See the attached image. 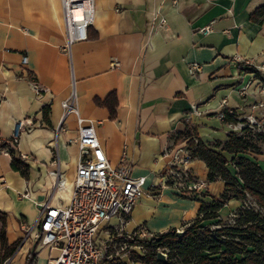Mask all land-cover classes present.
<instances>
[{"label": "crops", "instance_id": "0c3cea01", "mask_svg": "<svg viewBox=\"0 0 264 264\" xmlns=\"http://www.w3.org/2000/svg\"><path fill=\"white\" fill-rule=\"evenodd\" d=\"M262 5L264 0H95L88 39L67 53L62 0H0V143L6 144H0V212L6 214L8 244L22 240L4 264H27L30 253L37 264H48L59 253L35 235L41 204L71 200L79 126L74 113L62 121V103L73 88L74 105L82 118L94 121L111 164L120 166L126 150L131 175L147 178V193L124 223L115 216L102 227L101 243L141 226L154 236L177 230L200 216L203 203L221 199L226 184L208 181L203 160L189 163L195 180L204 184L197 192L166 186L164 175L173 150L187 146L186 131L207 146L226 143L231 132L242 134V122L218 117L223 108L234 110L239 120L252 115L264 121V71L257 75L251 67L264 66V23L250 18ZM208 25L211 31L203 33ZM192 62L202 66L201 72L190 73ZM30 75L47 89L41 95L33 91ZM111 93L117 101L113 118L107 106L96 102ZM23 120L28 124L18 129ZM6 149L27 157V178L12 168ZM223 154L235 175L231 160L236 154ZM238 156L264 168V154ZM59 175L66 185L56 191ZM242 205L230 199L218 212L220 219L227 220ZM2 226L0 221V232Z\"/></svg>", "mask_w": 264, "mask_h": 264}, {"label": "built area", "instance_id": "2783aa9c", "mask_svg": "<svg viewBox=\"0 0 264 264\" xmlns=\"http://www.w3.org/2000/svg\"><path fill=\"white\" fill-rule=\"evenodd\" d=\"M62 5L67 35L63 51L70 53L73 44L88 39V30L94 19L95 0H62ZM77 12H80V15ZM161 25L167 27L166 19L162 20ZM165 29L168 30V28ZM201 31L203 33L210 32V25ZM28 62V56L24 55L22 57L24 68H27ZM114 65L118 66V62ZM251 67L257 72L264 71V66L257 68L252 64ZM201 70L202 66L199 63L192 62L189 65L192 75L198 74ZM29 77L32 89L36 94L41 95L47 90L36 82L34 76L30 75ZM260 87L264 92V75L261 76ZM75 94L73 88L70 98L62 103L65 110L62 121L64 122L68 115L74 113L79 126L76 143L79 146L80 158L71 200L67 205H51L49 202L41 204L35 239L41 245L59 252L57 256L50 259L48 264H103L107 258L105 246L109 240L101 243L99 234L102 227L115 216L120 217L121 224L125 222L124 216H129L139 199L147 193L145 190L147 178L131 175L128 166L125 165L126 150L123 153L120 166L114 167L111 164L98 138L94 121L82 118L75 107ZM225 109L223 108L218 113V117L222 120L225 118ZM229 112H233V110H229ZM27 124L28 122L25 120L20 121L17 123V128L23 129ZM258 126L260 127V123L253 116H249L246 122L240 123V130L242 132L244 127L255 129ZM259 127L258 131L264 132ZM18 138L19 135L16 134L12 142L17 144ZM6 150L9 152V149ZM173 152L172 161L164 175L166 186L181 193L199 191L204 184L195 180L189 167L190 151L186 146H179ZM20 156L27 160L26 156ZM65 185L66 180L62 175H59L55 182V190L61 191ZM242 208L253 209L256 212L262 211L251 197L248 202L243 203ZM236 217V212L231 215L232 224L235 223ZM184 229L185 227L179 228L177 232L183 233ZM127 237L132 240L149 241L154 235L141 226ZM123 244L140 253L146 251L143 245ZM31 264H37L35 257Z\"/></svg>", "mask_w": 264, "mask_h": 264}, {"label": "trees", "instance_id": "16d2710c", "mask_svg": "<svg viewBox=\"0 0 264 264\" xmlns=\"http://www.w3.org/2000/svg\"><path fill=\"white\" fill-rule=\"evenodd\" d=\"M251 20L264 23V5L258 7L250 16ZM258 75L256 69L252 68ZM99 105L107 106L111 110L113 118L116 109L115 94L111 93L106 99L98 98ZM225 109L224 121L237 124L246 122L239 120V115L233 110ZM250 128L244 127L242 134L231 132L226 143L218 142L216 146H207L199 136L191 135L187 143L191 159L203 160L208 168V181L214 182L221 179L225 182V191L221 199L213 203H203L200 209V216L189 225L185 226L183 233L176 229L167 233L154 236L149 241L132 240L126 235L114 236L112 241L128 243L129 245H143L146 251L142 254L131 252L130 261L144 264H264V168L245 156L249 151L259 153L251 142L247 133ZM264 141V132L259 133ZM196 139V142H195ZM1 144V143H0ZM5 147L6 144H1ZM220 148V150H217ZM223 151L235 153L236 157L231 160L236 168V174L230 171V161L223 154ZM12 156V168L27 178L30 166L22 159L16 151L10 150ZM252 198L262 211L239 208L236 211L237 217L234 224L225 223L220 219L218 212L230 199L242 200L243 203ZM214 220V223L205 224V221ZM2 229L0 241L2 252L0 262L14 255L22 240L8 244L6 237V214L0 212ZM260 235V236H259ZM122 243V244H123ZM162 249L167 255V262L158 260V251ZM35 255L30 253L27 264H31ZM105 263V262H104ZM103 263V264H104ZM119 264H125L121 260Z\"/></svg>", "mask_w": 264, "mask_h": 264}, {"label": "rangeland", "instance_id": "374dc122", "mask_svg": "<svg viewBox=\"0 0 264 264\" xmlns=\"http://www.w3.org/2000/svg\"><path fill=\"white\" fill-rule=\"evenodd\" d=\"M250 116H252V115H250ZM253 117L257 120V122L260 123V127L259 126L258 127L264 131V121L259 120L255 116H253ZM247 118H244V120H247ZM258 127H256L255 129L250 128L251 131H249L247 133V136H249V138L251 139V142L254 144L255 148L257 150H259V153L264 154V141L262 139V136H259V133H261V132L258 131ZM249 152L256 153L254 151H249ZM259 153H257V154H259ZM231 220H232V218L228 217V219L224 220V221H226L225 223L232 224L233 221H231ZM122 243L123 242H121V241L120 242L119 241L118 242H115V241L112 242V237L109 239V242L106 243V246H105L106 251H107V258L104 261L105 262L104 264H119V261L120 260L122 261V259H124L125 262H127L128 260H130L129 258L131 256L132 251L133 252H139L138 250L131 249ZM159 250L161 251L162 249H159ZM142 253H144V252H142ZM138 263H140V262H138ZM140 264H144V263H140Z\"/></svg>", "mask_w": 264, "mask_h": 264}, {"label": "water", "instance_id": "95a60500", "mask_svg": "<svg viewBox=\"0 0 264 264\" xmlns=\"http://www.w3.org/2000/svg\"><path fill=\"white\" fill-rule=\"evenodd\" d=\"M158 260L161 262H167V255L162 251H158Z\"/></svg>", "mask_w": 264, "mask_h": 264}, {"label": "bare ground", "instance_id": "6f19581e", "mask_svg": "<svg viewBox=\"0 0 264 264\" xmlns=\"http://www.w3.org/2000/svg\"><path fill=\"white\" fill-rule=\"evenodd\" d=\"M77 14H79V15H80V12H77Z\"/></svg>", "mask_w": 264, "mask_h": 264}]
</instances>
